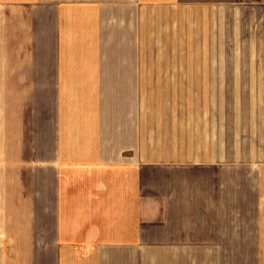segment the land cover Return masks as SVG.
Listing matches in <instances>:
<instances>
[{
  "label": "crops",
  "instance_id": "crops-1",
  "mask_svg": "<svg viewBox=\"0 0 264 264\" xmlns=\"http://www.w3.org/2000/svg\"><path fill=\"white\" fill-rule=\"evenodd\" d=\"M0 264H264V0H0Z\"/></svg>",
  "mask_w": 264,
  "mask_h": 264
}]
</instances>
